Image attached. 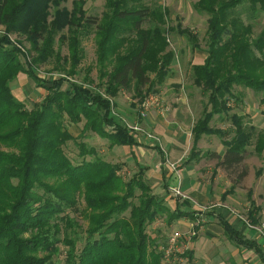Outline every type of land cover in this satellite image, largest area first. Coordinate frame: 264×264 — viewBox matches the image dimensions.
<instances>
[{"label": "trees", "instance_id": "16d2710c", "mask_svg": "<svg viewBox=\"0 0 264 264\" xmlns=\"http://www.w3.org/2000/svg\"><path fill=\"white\" fill-rule=\"evenodd\" d=\"M138 2L107 0V19L97 31L100 83L93 84L89 71L85 82H69L65 90L67 80H43L33 66L54 57L55 31L73 25L70 14L58 10L48 24L51 4L57 6L58 0H0V26L7 34L26 35L35 53L29 62L7 36L0 38V147L6 149H0V264H56L62 242L67 246L65 264H162V252L147 229L169 210L141 173L124 181L119 175L122 166L102 158L85 141L96 134L111 148L134 144L127 129L112 117L111 103L102 93L115 98L121 89L134 90L141 101L171 71L175 54L168 50L166 12L145 6L131 9ZM196 10L208 17V56L192 71L194 85L208 96V103L193 129L192 158L200 157L196 152L203 136L221 135L210 126L214 117L228 116L230 102L241 103L236 86L252 89L264 105V28L254 34L264 0H199ZM82 13L89 27L99 24ZM149 15L150 26L143 28ZM181 34L197 48L196 36L188 30ZM79 35L74 32L68 38L72 65L67 74L72 77L82 61ZM20 73L48 92L32 109L13 95L12 84ZM229 118L235 133L231 140H223L226 152L219 164L232 174L244 163L249 147L263 155L264 132L246 124L238 113ZM66 123L83 124L79 135L74 136ZM68 142L77 146L80 161L74 163L67 155ZM247 174L243 170L238 179ZM137 196L139 206H134L129 200ZM80 199L85 204L82 210ZM78 211L88 222L81 249L76 245L81 241L78 233L74 238L69 234L80 228L69 215ZM181 215L177 209L168 221Z\"/></svg>", "mask_w": 264, "mask_h": 264}, {"label": "crops", "instance_id": "0c3cea01", "mask_svg": "<svg viewBox=\"0 0 264 264\" xmlns=\"http://www.w3.org/2000/svg\"><path fill=\"white\" fill-rule=\"evenodd\" d=\"M166 17L167 12L165 14V18ZM150 18L151 15H149L148 21L144 22L143 28H148L150 26ZM179 22L170 28V32L187 37L181 34V31L190 30L183 27ZM144 25H147V27H144ZM190 33L193 35L191 31ZM191 44L193 58L191 59L190 65L204 64L208 56L206 49H201L199 46L196 48L193 42ZM168 50L170 49L168 48ZM175 58L168 76L161 85H156L153 89L154 93L157 94V92L161 91V93L167 95V98L173 99L174 109H169L166 115L162 116L154 109L151 110L147 118L143 120L138 116V109H123L125 107L120 105V97L127 94V91H133V93H135L134 90L121 89L118 95L113 99H116L119 107L118 111L120 113L127 115L133 122H140L148 131L162 138L163 152L168 154L171 163L179 161L189 145V154L183 163V167L179 169V171H174L170 164H168L167 161L165 162L164 153L152 140H148L132 132H128L134 141V144L131 146L124 145L111 148L108 144L109 151H112L113 154L118 156L122 153L124 154L120 155L121 159L107 161L120 164L122 168L125 163L126 166H131L135 172L133 176L141 173L146 184L152 189L153 194L156 195L171 213L178 209L182 214L181 217L171 222L168 221V224L175 228L174 231L179 230L187 233L188 231L195 230L197 232L196 236L190 240L189 238L179 240L172 257L173 264H264V246H262L261 240L257 237L255 231L250 229L242 221L240 217H244L243 215L239 212H235L230 207H222L213 209L210 213H206L207 216L205 215L204 217V215H202L203 213L201 214L193 204L189 201H182L174 197L170 191L171 187L179 185L184 195L189 196L202 205L216 202L213 200H222L226 203L228 200L233 201L234 197L231 196V194H233L234 191L237 192L235 189L237 186L227 178V174L218 166L219 163L213 168L207 162V164L204 163L205 159L211 158L208 156V153L202 152L199 158L197 156V158H192L191 156L194 147L193 129L200 118L197 120L194 118L196 109H186L183 105L188 104L187 94L186 90H184V85L181 86L180 78L175 71V64H177ZM150 78L156 80L154 74H152ZM31 80L33 83H30ZM12 86L13 95L19 101L25 103L27 108L29 106L28 104L32 106L33 104L39 103L48 94L44 88L37 86L36 82L26 73H20L18 79ZM236 88L237 86L235 89ZM238 90L241 91L242 103L245 99V95L254 92L252 89H242V87H239ZM146 92L147 87L143 90V94ZM162 98L166 101L164 97ZM131 100L133 102L140 101V99L136 100L133 98H131L130 101ZM232 103L233 102L229 103L230 107H233ZM256 110L257 109L253 112H248L250 113V117L248 116V118L253 119V122L250 123L246 121V124L255 127L258 132H264V124L261 125V123L264 122V109H260L259 111ZM239 116L245 118V115L240 114ZM187 128L190 129L189 133L192 138L190 143L188 138L189 134L185 131ZM258 128L260 130H258ZM96 137L99 138L98 135L92 134L89 136L88 140ZM205 137L206 136H203L201 140H204ZM201 140L198 142L197 151H199L198 148ZM220 156L222 158L224 155ZM260 174L261 170L252 174L253 176L251 178L253 179L249 183L251 187H249L250 189L248 191L251 199L248 197V199H250V201H248L249 207L244 217L254 225L264 223V200L258 202V199H256L258 192V197L261 195L259 188L262 189L264 187V172ZM255 177L258 178L254 181ZM251 217L255 223L252 222ZM223 222L230 227L229 230L226 229ZM156 223L157 221H154V224ZM162 247L163 245L161 244L158 248L161 250Z\"/></svg>", "mask_w": 264, "mask_h": 264}, {"label": "rangeland", "instance_id": "374dc122", "mask_svg": "<svg viewBox=\"0 0 264 264\" xmlns=\"http://www.w3.org/2000/svg\"><path fill=\"white\" fill-rule=\"evenodd\" d=\"M59 3L57 6H53L51 4L49 14L47 17V22L50 24L52 21L55 20L56 12L59 10L60 12H66L70 14L71 21L73 25H68L67 27H64L62 29H57L55 31L54 36V54L49 61L46 63H43L41 65H35L33 66L34 69H37V71L43 72V73H58L61 76H64L70 80H74L78 83H83L84 77L87 72L91 71L90 78L93 82V84L97 85L100 83L99 81V67L97 64V56H98V47H97V31L99 27L103 24H105L107 16L106 13H108V7H107V0H58ZM199 0H140L138 2V5H133L131 9H145V7L150 8L152 10L154 9H161L162 11L167 12V17L165 19V27L171 28L172 26H175L179 21V23L182 24L183 27H186L189 29L193 35L197 37L198 46L201 47V49H206V42H207V25H208V17L205 14H201L196 10V6ZM145 6V7H143ZM114 8V7H112ZM82 11H84L85 17H94L95 19L99 20V24L96 26L89 27L87 24H85V20L81 19V15L83 14ZM112 11V9H111ZM156 21L157 19L154 18ZM144 27H147V25H144ZM264 28V12L261 13V16L259 19L255 22V29L254 34L257 36L261 30ZM89 29V30H88ZM88 30V31H87ZM76 33H80L79 35V41H80V52H82V61L77 69V75L74 77L69 76L67 73L71 69L72 65V56L69 48L70 42H68V38ZM7 36L11 42L16 46L25 56L26 59L29 58V61H31L32 56H35L34 51L32 50V44L28 40V37L26 35H21L17 33H10L7 34L5 31V27L0 26V38ZM62 37H65L62 39ZM167 39L169 41V49L172 50L175 53V60L177 64H175V71L177 73V76L180 78L181 86L184 85L187 94V105L183 104L186 109H196V113L194 115V118L197 120L203 116V110L207 107L208 103V96L203 95V91L194 85V76L193 71L191 69V59L192 57V42L188 40L187 37L181 36L178 33H167ZM81 56V55H80ZM36 67V68H35ZM178 68V69H177ZM65 78V79H66ZM70 81H65L63 83V88L65 90L68 89L70 86ZM30 83H33L32 80ZM13 85V84H12ZM166 87V86H165ZM13 88V86H12ZM172 88V87H171ZM239 87L234 89L235 94H240L241 91L238 90ZM242 89H244L242 87ZM162 90V89H161ZM168 91V89L166 88ZM172 90V89H171ZM239 91V92H237ZM164 92V91H163ZM154 93V92H153ZM161 97H164L166 99V103L171 106L170 109H174V101L171 98H167L166 94H163L160 92H157ZM133 95V97H132ZM148 95V94H147ZM146 95V96H147ZM189 95V96H188ZM139 97L136 93H133V91L129 92L127 91V94H124L120 97L119 103L122 105L123 109H138V106L140 102H133L130 101L131 98L133 99H139ZM245 99L243 100V103L236 104L235 102L232 103L233 107L231 112H229L228 116H215L214 119L211 121L210 126L212 129L216 132H222L221 135L219 134H211V135H205L206 137L204 140H201L199 144V151L212 154L213 156H210L211 158L205 159L204 163L209 164L212 168L216 167L217 163H220L221 156L225 155V147L223 146V140H231L234 137L235 128L230 120V116L233 113H239V115H245V122H253V119L248 118L250 117V113L253 112L255 109L256 111H259L260 109H264V105L260 104L261 96L256 94L255 92H250V94H247L244 96ZM115 103V112L124 119H128L129 121L133 122L127 115H124L118 111L119 107L117 104L116 99L113 100ZM131 103V104H130ZM28 109H32L33 105L31 106L28 104ZM261 123V125H263ZM83 124L79 125H73L71 123H66L67 129L74 135L78 136ZM190 127V125H189ZM258 130H260L258 128ZM185 131L189 134V143L190 140L192 141V138L190 136V129L187 128ZM152 133V132H151ZM153 134V133H152ZM157 136V138L160 140V143L154 142L159 149L163 152V140L160 136L154 134ZM222 136V137H221ZM96 139V140H95ZM102 138H94V139H85L87 143L90 145H93L97 148L99 155L109 161H116L118 159H121L120 154L119 156L116 154H113L112 151H109L108 144L109 142L107 140H101ZM189 145L187 146L183 156L180 158L179 161H175V163L179 166V169L183 167V163L185 159L187 158L189 154L188 150ZM191 147V144H190ZM2 150H6L3 147H0ZM67 155L73 160L74 163L80 161V158L78 157L79 150L77 146L73 142H68L65 147ZM197 151L196 153H199ZM164 153V152H163ZM215 155V156H214ZM207 156V155H206ZM125 158V155H124ZM165 162L167 161L168 164L171 163L169 161L168 154L164 153ZM220 158V159H219ZM207 162V163H206ZM124 165V164H122ZM218 166H220L218 164ZM220 168L227 174V178L234 184L237 183V187L235 188L237 190L234 191L231 196L234 197L233 201L228 200L227 203L224 201H217L214 203H222L225 207L232 208L235 212H239L241 215L245 217V214L248 212V201H250L251 196L248 193L249 187H251L250 181L253 179L251 178L253 173L259 172L261 170V174L264 172V154L262 156H257L254 152V147L251 146L248 148L247 153L245 154V161L244 163L237 169V172H226L223 167L220 166ZM247 170L248 174L240 181L238 178L243 170ZM260 169V170H259ZM120 176L123 178L124 181H129L131 177L135 174L133 168L131 166H123L121 171L119 172ZM260 174V175H261ZM259 175V176H260ZM258 177L254 178V181ZM236 180L240 181L239 184L236 182ZM261 195L257 197L258 202H262L264 200V187L261 189L259 188ZM136 195H140V192L137 191ZM248 197L250 199H248ZM140 197H135L133 199H130V203L134 206H139ZM79 210L84 209V202L82 199L79 200ZM233 202V203H232ZM211 204H207L206 206H210ZM202 205V204H200ZM196 207L195 205H193ZM197 208V207H196ZM132 207L129 208V210L124 214L125 217H130ZM198 209V208H197ZM206 213H210V211H207ZM205 214L204 215L205 217ZM69 215L77 222V224L80 226V228H75L74 232H70L69 234L71 238H74L76 236V233L81 238V241H79L76 245L78 249H81L84 245V237L86 236L85 230L88 227V222L83 217V215L78 211V213H70ZM171 213L166 212L160 216L157 217L155 221H157L156 224L152 222L148 229L147 233L151 240H155L158 243V247L162 244L163 247H167L168 239L174 235L175 233L178 234H186V237L190 236L187 235L196 232L195 230L186 231L187 233H184V231H174L175 228H173L172 225L168 224V218L170 217ZM207 216V215H206ZM197 234V232H196ZM64 234L61 235V238L63 239ZM83 241V242H82ZM58 247L60 249L59 254H57L54 257V261L56 264H65V258H66V251L67 246L62 242L58 244ZM162 247V248H163ZM161 248V252H162ZM162 254V264H164L163 261V253Z\"/></svg>", "mask_w": 264, "mask_h": 264}, {"label": "built area", "instance_id": "2783aa9c", "mask_svg": "<svg viewBox=\"0 0 264 264\" xmlns=\"http://www.w3.org/2000/svg\"><path fill=\"white\" fill-rule=\"evenodd\" d=\"M29 61V58H28ZM30 62V61H29ZM36 72L38 73V76L43 79V80H47V81H52L55 79H65L66 77L59 75L58 73H43V72H38L36 69ZM69 78V77H68ZM66 78L65 80L70 81V82H75L74 80H70ZM103 97H105L106 99H108L111 103V114L112 117L118 122H120L126 129L128 132H132V133H136L148 140H152L154 142L160 143V140L157 138V136H155L154 134H152L150 131H148L140 122H131L128 119H124L123 117H121V115L117 114L115 112V103H114V99L112 97H109L107 95H105L104 93H102ZM170 106L165 102V100L156 93H150L148 94L139 104L138 106V116L141 119H146L148 116V113L151 110H157L158 113L162 116L166 115L169 111ZM171 168L174 171H179V166L176 163H169ZM170 191L172 193V195L182 201H189L191 204L195 205L198 210L201 213H206L207 211H212L213 209L216 208H222L225 207L222 203H214L211 204L210 206H206V205H200L199 203H197L196 201H194L192 198H190L187 195H184L181 190H180V186H175V187H171ZM242 219V221L252 230L255 231V233L257 234V237L261 240V244L262 246H264V223L260 224V225H254L252 223H250L246 218L244 217H240ZM187 235H190L188 237H186V234H178L175 233L174 235H172L167 242V247H163L162 248V253H163V261L164 264H173V255L174 252L177 248V244L179 242V240L181 239H192L193 237L196 236V232H193L191 234H189V232L187 233Z\"/></svg>", "mask_w": 264, "mask_h": 264}]
</instances>
